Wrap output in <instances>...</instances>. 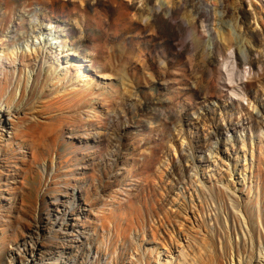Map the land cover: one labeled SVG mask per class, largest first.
Here are the masks:
<instances>
[{"label":"rangeland","instance_id":"374dc122","mask_svg":"<svg viewBox=\"0 0 264 264\" xmlns=\"http://www.w3.org/2000/svg\"><path fill=\"white\" fill-rule=\"evenodd\" d=\"M0 215V264H264V0H0Z\"/></svg>","mask_w":264,"mask_h":264},{"label":"bare ground","instance_id":"6f19581e","mask_svg":"<svg viewBox=\"0 0 264 264\" xmlns=\"http://www.w3.org/2000/svg\"><path fill=\"white\" fill-rule=\"evenodd\" d=\"M204 12L206 13V15L209 14V11L207 10V8L204 10ZM0 218H2V216L0 215ZM26 219V218H25ZM1 220V219H0ZM6 220V219H5ZM30 224V223H29ZM249 227H250V238L253 240L254 239V230L252 225L250 224V222H248ZM31 225V224H30ZM38 224H36L37 226ZM34 229V228H33ZM21 230V229H20ZM36 230V229H35ZM34 230V231H35ZM32 236V235H31ZM225 236V238L223 239V250L221 252V254L218 253V250L215 249V252H212L208 255L207 259H205L206 257H199L200 259H198V257L196 258V262L192 263V264H223L225 263V261L228 264H245L244 263V259L242 256V250L243 248H240L238 245L237 246H233L230 242V238ZM26 239V238H24ZM32 239V238H31ZM215 239V238H214ZM213 237H210L211 240V244H215ZM17 240V239H16ZM137 238L135 236H131V241L134 245H136ZM39 242V239L36 240L34 242V246L32 245V247L30 246H26V240H24V243H22L23 245V249L22 248H18L19 251V258L18 261L20 262V264H25V262H29V260H34L35 259V248L37 247V243ZM18 244V243H17ZM33 244V243H32ZM20 245V244H19ZM18 245V246H19ZM215 248H217V246H213ZM13 248V247H12ZM17 249V248H16ZM15 250V249H14ZM210 251V250H209ZM212 251V250H211ZM189 253V252H188ZM11 254V253H10ZM190 254L186 255V258H188ZM238 256V260H236L234 257ZM8 257V256H7ZM76 258V257H75ZM195 259V258H194ZM205 259V260H204ZM30 260V261H31ZM12 262V261H11ZM115 264H120V259H117Z\"/></svg>","mask_w":264,"mask_h":264}]
</instances>
